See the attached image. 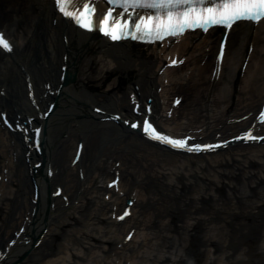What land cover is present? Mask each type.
<instances>
[{"label":"bare ground","instance_id":"obj_1","mask_svg":"<svg viewBox=\"0 0 264 264\" xmlns=\"http://www.w3.org/2000/svg\"><path fill=\"white\" fill-rule=\"evenodd\" d=\"M29 2V0H0V26H3V22L6 20L12 19L14 21L13 27L19 33L20 31L23 33L21 36L26 40L23 50L26 53H30L29 62L33 61L31 65L36 71L38 70L41 73V77L39 78L35 73L36 78L34 79L32 69L27 66L26 69L21 68L20 75L24 79L27 76L30 77V81L33 82L38 96L44 92V88L41 87V84H38L43 81L50 86L51 90L59 88L61 83L59 79L61 65H68V80L59 91V109L50 118L48 130L55 119H64L66 120L64 122H76L79 116H90L91 118L93 116L95 118L98 116L99 118L101 116L106 117L113 108L124 110L123 115L128 116L130 113L128 95L121 94L114 98L112 94L114 90L118 91L119 89L118 81L121 78V73L126 72L128 74L132 70L137 73V78L133 81V85L129 88L127 94L135 92L138 98L144 101L147 95L154 98L155 114L153 113V116L156 118L159 127L164 129L165 126L162 127V124H159L157 120L156 112H159L158 110L156 111L158 104L155 96H158L159 93H157V90L152 89L153 85L162 86L163 93L159 98L165 99L168 97L169 99L170 96L167 95L182 96L181 103L171 119H179V117L183 118V120L190 119V123L186 126L183 123H177L178 125L174 129L180 132H190L197 137L203 135L204 138H212L216 134H225V138L233 136L234 132L231 133L232 131L238 132L242 130L243 127L249 125L252 118L240 122H237V119L251 112L263 97L264 19L260 21L255 33H252L253 26L249 22H238L233 25L227 40L222 72L219 81L213 85L211 84L214 82L211 73L214 69V58L220 37L216 34L218 29H210L200 40H198V32L192 35L188 33L179 44L174 45L172 48L160 49L158 56H156L154 48H148L147 51H135V44L130 42L109 44L105 38H97L91 33L82 32L74 28L69 22L62 21L59 18H57L56 25H53L52 22L48 24L45 16H42L41 20L39 18L41 15H46L47 20L48 17H51V20L53 17L56 18L57 15L51 0H33L34 4L32 6H30ZM43 8L46 14L41 12ZM37 17L38 20H36ZM63 35L66 36V41L63 39ZM249 40L254 42V47L245 69L244 77L239 80L238 74L245 59ZM97 43H100L102 48L99 52V59L85 60L84 56ZM206 47H208V50ZM175 53H178L179 57H186L184 63L180 67L167 68L162 76L155 75L156 70L163 64V59L168 54L173 55ZM64 54L67 56V61L63 59ZM3 56L5 55L0 51V58ZM25 56L23 55L24 59H26ZM203 60L205 61L201 64ZM99 63L101 64L99 75L92 76L93 74L91 73H93L94 68ZM192 65L195 66L188 77L180 75L187 69H191ZM112 74L114 76L113 81L101 92L104 100L100 101V104L91 106L90 103L96 100L91 98L90 95H83L82 91L85 88L90 89L87 84L97 80L103 83ZM163 77L169 78L167 85L162 81ZM3 81L5 79L0 80V91H4L6 98L9 99L12 83L10 81L9 86L6 87ZM236 83H241L237 93ZM18 84L19 90H17V93L23 94V100H25L26 94L23 91V86L20 82ZM78 88L82 90L78 92ZM212 89L216 92L212 94L211 99L216 113L211 117H207L203 113L205 107L204 99L205 97L209 98L213 91ZM235 95H238L237 100L234 98ZM54 98L55 95L39 97V103L41 106H45L47 101H49V104L53 102ZM2 99L0 95V111H5ZM170 99L167 105H170L173 100V98ZM144 101L142 102L144 103ZM222 103L226 105L220 109ZM22 106L21 102L23 110ZM25 107V109H28V104H25ZM94 107L102 109L99 112L100 115L92 112ZM105 123L111 126H99V124ZM105 123L94 124L91 119L81 120L82 127L78 130L74 129V127L71 128L69 137L61 140L58 144L59 151L56 149L52 155L54 140L51 141L48 136V138L46 137L44 142L45 165L42 172L35 177L36 183L40 187L38 204L31 202L36 197L33 194V183L26 172L27 168H29L28 166L41 160V156L31 152L25 157L24 153H27L28 150L24 148L21 142L23 138L19 134H15L23 147H12L9 141L12 139L10 133L6 134L0 130V147L2 148L0 157L5 154L8 158L3 164V170L1 167L3 160L0 158V176H3L1 186L4 184V178L11 177V190H8L4 194V198L0 199V217L3 214L0 218V250H2L0 256L3 257L8 253L5 260L0 257L3 262H14L17 264H67V254L72 257L78 256V253L71 250H78V247L75 248L74 244L87 243L84 240L88 239L105 242V245L97 246L96 252L99 251L100 255L103 254L102 252H104L107 243H112L116 247L118 244L121 245L119 248L122 250L116 256L119 257L130 246L133 245L135 247L136 238L141 233L137 231L139 226H152L155 222L152 219L154 215H162L159 217L167 218L163 225L170 222L171 227L175 231L178 230L180 232V236L183 233L184 236H181V239L182 243L187 240L186 249L188 254L199 260L201 257L204 258V255L201 250L197 249L198 246L201 245L202 247L206 242H210L207 245H210L211 249L216 244L214 235H210L211 238L207 239L200 237L201 232L198 225L205 218V216H201L205 212L204 209L213 207L211 200L213 196L207 189L213 188L211 185H215L219 189L225 185L229 186V190L237 193V189L244 188L242 185H249V182L254 183L257 179L260 182L262 181L261 171L258 170L257 172L254 168H256V159L259 158L260 160L264 157V146L233 147L227 151L210 155L170 154V151H166L157 144L144 139L136 131H129L124 126H122V131L120 126L112 122ZM260 124L264 127L263 123ZM200 127L204 129L197 132ZM78 144H83L84 148L79 159L74 160L73 154ZM96 152H98L97 156ZM14 156L19 157L20 163H18L17 167H12V174L9 176L10 172H5L4 170L9 167L10 163H13ZM25 158H28L27 161H25ZM80 161H82L81 164L78 163ZM116 161L121 162L120 166L115 165ZM7 163L9 164L7 165ZM76 163L78 164L76 165ZM176 166H182L186 171L190 169L192 172L190 175L209 179V187H205L206 184H204L195 192V196L191 195L190 197L189 194L186 197V194L179 193L173 188L170 193L178 194V196L175 195V199L165 198L162 190H166L170 194L168 190L172 188L171 183L168 181V172L166 171L170 170V167L180 168ZM247 167H250V169H247ZM48 168L53 169L54 173L47 180L45 173ZM56 169L57 172L55 171ZM63 169L67 170L64 174L62 172ZM177 172L182 173L183 171ZM177 172L176 176L178 179L176 178V180L181 183L179 177L181 174H177ZM116 173L120 174L121 178L116 185L110 188L109 186H112L110 182L112 180L116 181ZM133 174H138L135 179ZM240 174L243 177L247 174L249 181L242 179V185H239ZM61 176H64V178ZM44 179L53 188L50 189V193L62 190V195L60 196L62 199L53 195L48 206L47 185ZM132 185L139 187L136 193L134 192L135 190L130 189ZM57 186L61 188L59 189ZM158 188L161 189L160 192ZM108 194H110L109 197L107 196ZM127 197L135 199L132 214L125 219H120L118 215L114 214H118L121 211L120 209L124 206V200ZM192 199L195 200L192 202ZM157 201L159 202L157 211L153 212L151 210L147 211V213L146 210L144 211L145 207H151L150 203L153 205ZM161 201H164V203ZM263 205L264 202L260 203V206L251 207V209L258 207V210H260ZM115 207H117L116 211ZM136 208L140 211L139 217L141 215L145 216V219L142 217L143 219L138 220L139 222L137 221L139 217H134ZM56 212H62L64 216L60 217V215H56ZM81 216H86L88 219L86 221H90L92 224L98 225V227L91 229L87 227L83 229L74 228L76 233L81 232V234L80 236L78 235L79 237L76 235V242L72 244L71 248H69V242L56 245L55 240L59 236L57 230L68 227L69 222L67 220H72L76 224L81 223L83 221ZM176 218L177 221H182V223L175 222ZM253 219L251 222L250 217L246 214L241 219L237 218L233 225H230V228H226V234L221 236L220 239L222 240L220 242L226 241L229 246H234L239 241L254 240L257 237V229L264 230V215H257ZM205 220L207 219L205 218ZM20 228H22L21 231L19 230ZM131 228H137V230H135L131 240L128 242L124 237L127 233H130ZM17 233L18 235L23 234V236L18 237L17 246L5 248L7 244L3 243V240L9 237L13 238L14 234L16 235ZM227 233L229 236H227ZM33 238L36 243L40 241V244L36 247L34 246L36 249L31 254L25 258H19L21 253L32 244L33 241L31 239ZM49 244L51 247L50 250H47L46 246ZM210 249L207 254H210ZM204 251H207V249H204ZM109 252L110 250H108ZM106 255L107 253L104 252L100 258L103 256V259L107 261L113 260V257L110 256L111 253L109 256ZM258 256L261 257V253ZM207 259H205V264ZM121 261L125 262L119 260L117 263ZM242 261H244V258ZM96 262V264H100L99 260ZM213 262L216 264L219 261L210 260L208 264H213Z\"/></svg>","mask_w":264,"mask_h":264},{"label":"rangeland","instance_id":"obj_2","mask_svg":"<svg viewBox=\"0 0 264 264\" xmlns=\"http://www.w3.org/2000/svg\"><path fill=\"white\" fill-rule=\"evenodd\" d=\"M7 21V20H6ZM98 48L99 44L94 45L88 53L84 56L85 60L88 59H99L98 57ZM144 48L141 47H135L134 50H141ZM147 50V49H146ZM145 51V49H144ZM101 64H97V66L94 68V71L92 76L99 75L100 69H101ZM136 72L133 70L130 73H121V78L119 79V88L123 87L124 82H127V79L131 76H136ZM4 76H8L9 79H11V83L13 80V98L16 100L17 99V90L18 88V81L15 79L14 73L11 71H6L3 74H0V79L3 78ZM113 74L109 75L107 79L102 83L99 80L95 82H91L87 84L90 89L83 90L82 94L91 96V98L95 99L96 98H103L104 97L101 95L102 90L106 88V86L113 81ZM129 80V79H128ZM102 83V84H101ZM125 85V84H124ZM97 88V89H96ZM82 90V89H81ZM120 90L114 91L112 95H118L120 94ZM205 107L203 110V113L205 115L210 114V116L215 115V106L213 102L208 101L207 97L204 99ZM225 106V104H221L220 109H222ZM219 109V108H218ZM185 123L189 122L190 119H185ZM97 124V123H94ZM102 125H107L111 126L109 124H99V126ZM82 127V124H80V129ZM68 128V127H66ZM60 128H55L54 132L52 134L53 139L55 140H60ZM57 142V141H56ZM120 142V141H119ZM116 143V142H115ZM118 143V142H117ZM98 152H96L97 156ZM96 158V157H95ZM256 168H254L255 171L258 172L261 171V176H262V181L260 182L259 179H257L254 183L249 182V185H242V179H246V181H249L248 175H244L243 177L240 174V183L239 185L244 186L243 189H237V193L232 192V190H229V186H223L222 188H217L215 185H211L213 188L207 189V191H210V194L213 196L211 198L212 200V208H206L204 209L205 212L201 214V216H205L207 220L202 219L201 223H198L199 225V231L201 232L200 237L202 236V239L205 238H211L210 235H214V240L216 242L214 248H211L210 254L208 261L210 260H218L221 264H264V230L261 231V229H257L256 234L257 237L254 238V240H249V241H239L238 244L235 243L234 246H229L228 242H220L221 236H224L226 233V228H230V225H233V223L236 221V219H241L245 214L250 217V221L252 222L254 219L253 217H256L257 215H264V205L260 210H258V207L256 209H251L253 206H260V203L264 202V157H262L260 160L259 158L256 159ZM180 168H174L170 167V170L166 171L168 172V181L171 183L172 188L168 190L170 193L173 188H175L179 193L189 194V197L191 195L195 196V192L199 190L201 186L204 184L205 187H209V182L210 180L207 178H202L200 176H193L190 175L191 170L186 169L184 170V167L182 166H176ZM189 168V167H187ZM247 169H250V167H247ZM177 171H183L182 173L177 172ZM177 174H181L180 179L181 183L176 180ZM170 173V174H169ZM212 173V172H211ZM240 173V172H239ZM183 174V175H182ZM202 175V174H199ZM176 176V177H175ZM242 176V177H241ZM134 177V175H133ZM178 179V178H177ZM227 181V180H226ZM183 184V185H182ZM260 186V188H258ZM184 187V188H182ZM241 187V186H240ZM238 188V187H237ZM159 192L161 189H159ZM257 190V191H256ZM156 191V190H155ZM174 192V191H173ZM163 196L168 199H175L174 196L178 194H168L166 190H162ZM195 199H192L191 201L193 202ZM164 203V201H161ZM159 202H154V204H151V207L147 208L145 207L144 211H157L156 209L158 208ZM179 204V201H178ZM183 206V205H182ZM183 208V207H182ZM250 208V209H249ZM184 209V208H183ZM189 209V207H188ZM186 210V209H184ZM252 210V211H249ZM140 214V211H139ZM192 214L194 215V212L192 211ZM206 214V215H205ZM138 215V213L136 214ZM145 215V214H143ZM64 214L60 213V217H63ZM160 215H154L152 219H154V223L152 226L148 225H140L139 230L141 233L139 237L136 238V244L135 247L130 246L129 249L125 250L121 256L116 257V255H112L113 260H105L103 259L104 257L100 258L101 255L107 253L106 256H109L110 253H108V250H113L114 244L112 243H107L106 248L103 254L100 255V252H96L97 246L99 245H105V242L97 240V241H92L90 239L84 240L87 243L83 242L81 244H76V235L80 236V233H76L74 228H96L98 225L92 224L88 220L86 216H81L83 221L81 223H74L72 220H67L69 222V226L66 227L65 229H58L57 233L59 234L58 239L55 240L56 245L59 244H69V248H71L72 244H74V247H78V250H73V252L78 253V256H70L66 255L67 257V264H96L99 260L100 264H203L206 258H200L197 260L194 256L188 254L186 246H187V240L185 243H182L181 236H184L182 233L180 236V232L177 230L175 231L173 227L169 224L168 222L166 225H163L167 218H160ZM142 217V215H141ZM140 217V218H141ZM199 217V216H198ZM89 218V216H88ZM145 218V217H144ZM205 220V221H204ZM163 221V223H162ZM175 222H178L179 224L182 223V221H177V218ZM224 227V228H223ZM257 228V227H256ZM255 228V229H256ZM254 229V230H255ZM71 230V231H70ZM176 235V236H175ZM204 235V236H203ZM237 236H239L236 233ZM78 236V237H79ZM175 236V238H174ZM227 236L228 233H227ZM218 242V243H217ZM204 244V246L201 247L198 246V250L203 251L204 249H208L210 246ZM138 244H141L139 246L140 249L138 251H135L138 246ZM185 244V245H184ZM229 248L226 249V247ZM50 244L46 246L47 250H50ZM169 250V251H168ZM46 251V250H45ZM225 251V252H221ZM235 251V252H234ZM252 251L254 252L252 254ZM251 252V253H250ZM261 252V257L258 256V254ZM233 253V254H232ZM177 254V255H175ZM231 254V255H230ZM125 256V257H122ZM171 257V259H170ZM244 258V261H242ZM123 260L125 261L124 263L121 261L120 263H117V261ZM249 259V261H248ZM115 261V263H114Z\"/></svg>","mask_w":264,"mask_h":264},{"label":"snow or ice","instance_id":"obj_3","mask_svg":"<svg viewBox=\"0 0 264 264\" xmlns=\"http://www.w3.org/2000/svg\"><path fill=\"white\" fill-rule=\"evenodd\" d=\"M109 4L111 6L106 10H99L96 0H57V6L64 15L74 19L85 29L100 28L113 40L125 36L163 39L168 35H180L190 28L212 25H226L231 28L240 20L259 22L264 19V0H109ZM140 9L154 11H138ZM0 46L9 51L13 49L12 43L6 39L3 32H0ZM223 56L224 52L221 51V60ZM136 110L140 111L138 104ZM151 111L149 105L148 112ZM5 118L7 119L6 114ZM260 118L264 120V113H261ZM135 126L140 127L141 122L137 121ZM143 126L144 131L154 134L153 138L178 148L196 151L219 146L189 145L188 138H174L158 131L150 119L145 120ZM35 133L36 142L39 144L40 129H36ZM244 136L249 140H264V137H256L252 130L246 132ZM127 214L126 212L125 215Z\"/></svg>","mask_w":264,"mask_h":264}]
</instances>
